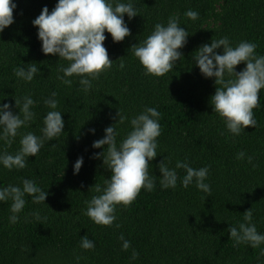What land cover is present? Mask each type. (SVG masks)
I'll return each instance as SVG.
<instances>
[{
    "label": "trees",
    "instance_id": "trees-1",
    "mask_svg": "<svg viewBox=\"0 0 264 264\" xmlns=\"http://www.w3.org/2000/svg\"><path fill=\"white\" fill-rule=\"evenodd\" d=\"M108 2L113 6L132 3L138 15L131 19L124 15L130 35L121 42H114L105 31L103 44L112 68L92 80L85 92L81 77H65L73 81L71 87L58 79L63 77L60 69L70 62L45 55L33 25L44 7L51 13L58 0H12L14 22L0 32V105L9 104V110L18 115L15 100L20 99L22 106L28 96L35 102L31 108L35 117L18 130L10 146L0 139V155L16 154L28 132L43 137V121L52 110L45 100L53 92L64 128L59 137L45 139L35 157L26 158L24 169L8 170L0 163V190L22 188V181L28 179L47 192L44 203H34L25 195V207L16 214L15 224L9 221L12 200L0 201V264H264V243L256 248L246 243L234 246L228 232L245 223L243 213L251 208L252 223L264 234V89L260 106L253 109L256 125L233 135L211 105L215 78L205 77L194 59L202 45L222 37L232 47L241 41L255 43L256 54L264 56V0ZM188 10L197 12L198 19L186 17ZM170 17H177L189 34L179 49L182 57L164 76L146 75L131 47L139 46L157 23L166 26ZM215 51L223 54L222 47ZM28 63H36L39 71L25 82L15 69H27ZM244 68L240 63L235 71ZM146 108L161 114L158 155L149 162L155 188L151 192L141 189L128 207L118 205L112 226L97 225L85 214L86 201L100 194L94 191L95 184L104 187L111 170L98 155L104 148L92 145L113 125L119 147L132 130L130 120ZM117 111L128 119L120 123ZM2 131L0 126V135ZM240 152L245 153L243 159H237ZM78 158L83 163L74 173ZM162 161L177 173L175 188L161 187ZM177 161L197 170L207 167L205 183L210 193L194 182L183 187L186 171L176 168ZM121 235L130 242L127 251L122 249ZM84 236L92 241L93 249L81 248ZM133 251L138 253L136 259H132Z\"/></svg>",
    "mask_w": 264,
    "mask_h": 264
},
{
    "label": "clouds",
    "instance_id": "clouds-1",
    "mask_svg": "<svg viewBox=\"0 0 264 264\" xmlns=\"http://www.w3.org/2000/svg\"><path fill=\"white\" fill-rule=\"evenodd\" d=\"M16 7L12 0H0V32L10 26L13 21V9ZM129 19L138 15L132 3H116L113 6L108 0H58L55 8L49 13L47 7L41 10L33 25L38 28V39L42 42V52L45 55H58L69 63V66L60 70L63 72L62 83L71 87L73 81L65 77H81L80 84L87 92L91 87V81L96 80L102 73L112 68L113 61L109 59L107 49L104 47L107 31L114 42H121L130 35V30L123 19L124 15ZM185 16L196 20L199 14L188 10ZM188 32L179 25L177 17H170L167 25L157 23L154 31L139 45H133V55L139 60L145 69V74L162 77L173 70L174 64L182 57L179 49L186 44ZM223 48V54H217L216 49ZM257 45L247 41H241L236 47H232L227 37L212 40L210 44L202 45L197 51L195 62L200 72L205 77H214L215 93L211 96L213 111L225 120L226 127L233 135H240L247 127H254L256 120L253 118V109L260 106V90L264 89V56L256 54ZM122 58V57H121ZM119 58V59H121ZM240 63L245 64L244 70L236 72L235 68ZM124 67L123 62L119 65ZM39 69L36 63H28L27 69L17 67L15 75L25 82L33 80ZM228 77L226 79L225 77ZM234 77V79H233ZM52 98L45 100L48 108L52 109L44 118L42 129L43 137H38L28 132L20 139V149L16 154L5 152L0 155V163L8 169L20 170L27 166L26 158L36 156L43 146L44 140H52L63 132L64 121L61 112L55 110L58 101ZM34 101L26 96L21 106L20 99L15 100V106L19 114L14 115L9 104L0 105V126H2L3 139L7 145H11L18 135V130L28 126L35 117L31 111ZM19 106V107H18ZM119 122L123 123L126 116L117 111ZM161 114L155 108H146L144 112L130 120L132 130L126 138L117 146L114 126L105 128L103 139L95 141L94 148H104L99 156L103 157V163L111 170V177L105 180V186L95 184L94 191L100 193L94 195L90 201H86V215L97 225L110 227L117 219L115 212L118 205L128 207L145 189L149 192L155 188V183L149 174L150 161L157 154V138L161 135L159 118ZM94 131V130H92ZM106 146V147H105ZM106 148V153H105ZM244 152H240L237 159H243ZM251 162L252 157H248ZM83 163V158H78L74 165V173H78ZM176 168H183L186 175L182 180V186L187 188L193 182L195 186L205 193H210V186L205 183L208 176V168L194 169L186 162L177 161ZM162 174L160 180L162 188H175L177 185V173L162 161L159 165ZM25 195L31 196L34 203L45 201L47 192L38 187L34 181L25 179L22 188L8 186L0 190V201L12 200L10 223H17L18 213L25 207ZM38 216V214H37ZM245 223L228 229L229 236L235 245L250 244L251 247H259L264 243V234H260L253 219L252 209L243 213ZM119 227V225H117ZM122 249L127 251L130 242L124 240ZM81 248L91 250L94 244L84 236L81 238ZM264 255V252H262ZM138 253L133 251L132 259H136ZM80 259V257H77Z\"/></svg>",
    "mask_w": 264,
    "mask_h": 264
}]
</instances>
